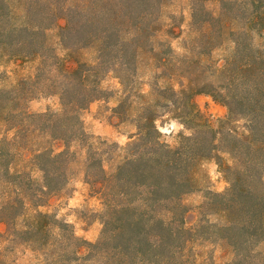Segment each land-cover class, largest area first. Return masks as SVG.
Segmentation results:
<instances>
[{"label": "trees", "instance_id": "obj_1", "mask_svg": "<svg viewBox=\"0 0 264 264\" xmlns=\"http://www.w3.org/2000/svg\"><path fill=\"white\" fill-rule=\"evenodd\" d=\"M171 1L0 0V58L39 62L33 76L0 88V125L12 134L0 146L7 185L0 239L25 246L42 257L40 264H219L214 255L200 260L197 242L227 249L231 259L223 264H264V0H189L186 34L183 17L166 11ZM54 32L66 57L50 41ZM180 38L181 54L172 46ZM226 40L234 49L220 65L212 54ZM144 59L157 70L151 101L137 91ZM110 74L128 94L124 105L132 93L143 100L137 139L113 164L120 148L98 151L82 119L103 97L101 83ZM197 94L211 95L227 106L231 119L245 120V133L197 124L177 147L164 143L158 110L193 120ZM46 96H58L61 111L32 113L29 103ZM219 136L232 158L224 171L229 186L211 193L203 206L207 218L190 225L183 198L198 162L218 150ZM74 142L86 148L85 182L103 205L96 242L39 210L69 185ZM7 147L14 155L33 148L29 163L41 179L33 170L11 174Z\"/></svg>", "mask_w": 264, "mask_h": 264}, {"label": "rangeland", "instance_id": "obj_2", "mask_svg": "<svg viewBox=\"0 0 264 264\" xmlns=\"http://www.w3.org/2000/svg\"><path fill=\"white\" fill-rule=\"evenodd\" d=\"M217 1V0H216ZM215 9L217 2L210 4ZM167 12L174 13L183 17V31L189 29L191 22V9L189 0H172L166 8ZM185 34L183 37H185ZM57 48V53L61 57H66L67 53L57 45L55 32L51 34L50 40ZM182 38L172 41V46L179 54L183 53ZM234 44L226 40L222 46L213 51L212 57L217 64H222L224 60L232 53ZM86 58L92 56L91 52L83 54ZM38 60L24 61L21 59H12L10 57L0 58V88L11 89L25 77L33 76L38 66ZM156 68L152 62L144 59L141 63L138 79V90L146 96V101L153 100L151 95L152 86H154ZM160 80V84L167 85V81ZM177 81L173 85L177 86ZM101 88L105 91L102 98L94 101L83 113L82 119L84 129L90 141L95 144L98 151H108L110 146L116 145L120 149L115 153V158L110 162L113 164L121 160V155L127 145L137 139L138 118L140 117L142 99L130 94V99L126 105L124 101L128 94L122 89L119 80L113 74L108 75L101 83ZM195 106L198 111V117L193 120L176 119L172 115L165 114L162 109L158 110L160 117L156 124L161 133V140L171 147H177L183 136H190L193 133L192 127L197 124H204L215 132H225L229 129L236 130L238 133H245L246 121L243 119H231L227 106L214 99L209 94H197L194 97ZM29 110L32 113H43L48 110L55 112L61 111V103L58 96L38 97L29 103ZM12 134H6L4 128L0 125V146L2 140ZM218 137V150L209 158L203 159L196 165L192 176V189L190 193L184 196L183 204L188 209L187 221L190 225H195L202 219H205L204 204L211 193H224L228 186L225 170L227 166L232 165V158L224 149V143ZM105 143V146L99 145ZM10 153L7 162H12L11 174L13 171L21 169L26 171L33 170V176L41 179L42 174L34 169L29 161L33 153V148L18 149V154L14 155V148H6ZM60 146L55 145V150ZM116 150V149H114ZM71 151L74 153L73 163L71 165V180L69 185L61 193L52 196L44 207L39 210L51 213L57 216L61 221L70 224L76 235L89 242H96L102 230V212L103 205L99 198L93 193V188L85 182V157L86 148L80 142H74L71 145ZM108 157V156H107ZM12 180V179H10ZM3 176L0 172V201L5 197L3 186ZM9 188V186H8ZM8 191L11 192L9 189ZM207 218V217H206ZM213 222L220 221L218 216L208 217ZM1 257L0 264H40L42 257L33 254L23 245L10 244L4 238L0 239ZM195 253L201 254L200 260L215 257L217 263H225L231 259L230 253L225 248L214 249L213 244L209 242H197L193 244ZM203 257V258H202ZM208 263V261L206 262Z\"/></svg>", "mask_w": 264, "mask_h": 264}]
</instances>
